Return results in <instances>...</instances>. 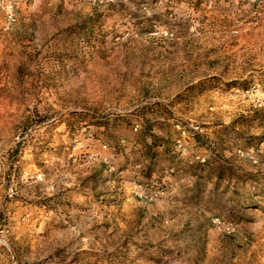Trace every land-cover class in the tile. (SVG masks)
<instances>
[{"label":"rangeland","instance_id":"rangeland-1","mask_svg":"<svg viewBox=\"0 0 264 264\" xmlns=\"http://www.w3.org/2000/svg\"><path fill=\"white\" fill-rule=\"evenodd\" d=\"M0 264H264V0H0Z\"/></svg>","mask_w":264,"mask_h":264}]
</instances>
